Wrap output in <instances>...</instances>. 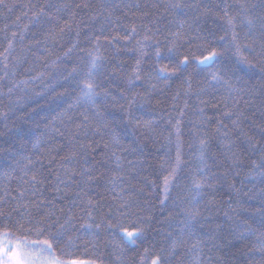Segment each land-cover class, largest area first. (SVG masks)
<instances>
[{
  "label": "snow or ice",
  "instance_id": "obj_1",
  "mask_svg": "<svg viewBox=\"0 0 264 264\" xmlns=\"http://www.w3.org/2000/svg\"><path fill=\"white\" fill-rule=\"evenodd\" d=\"M23 7L31 11V16L28 11H23L16 16L15 31L9 35L8 25L2 30L6 44L0 51V71L3 72L0 81H10L12 86L8 92L11 93L16 84L43 78L50 68H55L57 85L63 91L56 93L55 87L50 90L54 97L63 98L61 103L66 101L67 107L45 124L46 133L35 135L30 141L23 138L18 141L21 148L30 142L32 148L37 149L35 160L31 156L17 159L18 151L10 153L13 161L7 165L10 170L0 173L17 182L16 188H0L4 193L0 195V264H85L75 259H58L55 249L63 244L61 253L72 256L70 249L77 240L99 237L101 231L112 245V255L116 258L113 264H123L122 258L127 251L136 252L141 247L143 252L138 253L139 264H174L184 247L192 254L189 264H204L202 244L206 241L198 234L197 226L202 227L201 217L205 211L211 210L214 203L206 197L215 191L218 182L227 178L228 171H213L214 168L219 169L220 164L210 155L212 144L207 131L210 118L205 116L204 107L211 100L203 97L217 99L220 89H224L228 96L217 99V105L223 103V116L231 121V126L219 119L216 121L217 151L228 164L229 171L240 169L243 164L234 150L236 144L231 137L235 132L243 137L246 147L241 151L256 173L249 182L259 179L262 185L258 193L261 200L258 213L259 226L264 228V124L258 126V139L249 135L241 127L248 117L233 110L239 101L231 107L228 103L233 93L259 92L264 97V18L260 20L258 33L253 30V21L247 20V30L242 38L237 30V17L229 14L228 5L224 6L223 15L218 17L224 23L217 30L207 29L205 35L199 34L205 31L199 28V22L209 15L211 9L207 5L184 0H161L160 4L152 5L162 7L172 15L173 19L164 29H153L149 24L136 23L135 20L130 24L121 23L130 13L136 17L133 8L140 9L139 4L133 5L125 0H100L98 5L89 0H73L71 3L65 0L52 3L49 0L45 4L33 3ZM0 8L12 11L5 0H0ZM96 8L99 11H94ZM83 9L93 11L88 19L100 20L99 26L85 22L77 11ZM189 11L192 13L191 22ZM22 18H27L28 22L21 27L19 22ZM173 26L175 31H172ZM118 27H123L124 31H119ZM193 31L197 34L193 35ZM218 31L223 35H218ZM29 32L32 40L25 44ZM67 40L71 42L65 47ZM17 45L22 55L15 54ZM57 46L61 49L58 54L54 51ZM122 52L133 54L130 70L125 69L126 60L116 59ZM74 53L78 54L74 56ZM54 54L56 58L51 60ZM114 60L116 62L112 63ZM257 67L262 74L261 83L259 87H249L244 76ZM20 68L24 69L29 80H15ZM38 68L41 70L36 71ZM34 71L36 76L31 75ZM240 73L243 75H238ZM194 76L202 77L203 86L196 90L192 88ZM177 81L179 86L172 93V86ZM238 84L243 87H237ZM193 97L196 119L191 121L188 147L195 149V163L184 159L180 130ZM165 103L172 111L164 124L151 115H137L140 110L151 113ZM261 116L264 117V108ZM57 120L61 127L55 125ZM120 125L140 133L143 142L156 143L159 136H163L168 145L175 143V157L171 156L169 147L160 164L166 173L162 176V183L148 193L153 200H158L162 215L167 211V216L157 220V223L166 225L163 242L157 245L153 240L152 247L146 246L145 241L155 219L150 211L153 205L147 197L140 199L144 188L132 183L137 177L145 181L147 177L142 176V164L127 160L124 155L135 153L140 145H125L116 132ZM165 125H171L167 135H164ZM57 137L61 139L60 143H56ZM65 147L67 152L61 155ZM98 151L100 158L96 156ZM45 159L49 165L46 170ZM53 164L58 166L53 169ZM181 172L185 174L181 176ZM236 175L240 172L236 171ZM181 179L185 181L183 185L178 184ZM177 187L181 188V193L173 197ZM230 187L235 189L234 184ZM101 188L111 194V202L105 203L102 195L100 199L92 195ZM46 190L52 193L51 198L46 195ZM69 197L71 203L66 207H58L55 203L57 200L68 201ZM145 212L148 215L145 216ZM249 219L255 222V214ZM16 233L20 235L16 236L15 242L2 239ZM32 235L37 239L28 238ZM253 235L255 232L247 221L243 230L241 224L236 223L224 236L207 237L212 241L209 251L220 250L232 239L247 241ZM65 237H68L67 241ZM249 251L259 253L260 257L258 261L250 259L249 264H264V232ZM208 260L211 261V257ZM131 264H137L135 258ZM216 264L224 262L217 258Z\"/></svg>",
  "mask_w": 264,
  "mask_h": 264
},
{
  "label": "trees",
  "instance_id": "obj_2",
  "mask_svg": "<svg viewBox=\"0 0 264 264\" xmlns=\"http://www.w3.org/2000/svg\"><path fill=\"white\" fill-rule=\"evenodd\" d=\"M49 0H5V3L12 7V11L9 12L7 8H0V51H3V47L6 42L3 41V35L5 25H8V33L11 34L12 31H15L14 22L16 16L21 15L23 11H28L24 8V5H30L33 3L45 4ZM52 3H59L62 0H50ZM65 2H73V0H65ZM75 2H81V0H75ZM89 2L94 5H98L100 0H89ZM125 2L131 3L133 5L139 4L140 9H132L136 13V17H133L131 13L129 16L121 23H131L135 20L136 23H145L149 24L153 29L160 27L164 29L168 26V22L173 19L172 15L169 12H166L162 7H152L154 4H160L161 0H125ZM186 3H198L201 6L207 5L211 12L206 17H203L199 22V28L204 29L205 31L199 32L200 35H205L207 29L213 28L217 30L224 22L218 17L223 15V9L225 5H228L229 14L236 16L237 30L241 33L243 38V32L247 30L246 21H253V30L258 33L260 26L261 18H264V0H184ZM242 5V7H241ZM79 15L83 17L87 24H92L99 26L100 20H89L88 17L93 14V11L87 9L77 10ZM94 11H99L98 8ZM147 12L148 15L144 16L143 13ZM29 16H31V11H28ZM120 13L118 12L117 15ZM192 13L188 12L189 22ZM139 17L140 19H137ZM183 18V17H181ZM102 19V17H101ZM27 18H22L19 22L22 27L23 24L27 23ZM153 22V23H150ZM195 28V26H194ZM119 31H124L123 27H118ZM175 27H172V31H175ZM193 35H196L197 32L193 31ZM218 35H223L222 31H218ZM28 39L25 40V44H28L32 40V33L29 32L26 34ZM43 39V37H40ZM161 39L163 37L161 36ZM70 40H67L65 47ZM83 46V45H82ZM58 54L61 49L59 46L54 50ZM16 55H22L20 51V46L17 45ZM74 53L73 55H77ZM55 54L50 57L51 60H55ZM117 60L123 59L127 61L125 65L126 70H130V67L133 60V54L129 52H122L116 58ZM114 60L112 63H115ZM70 66V62H68ZM30 65H25L29 67ZM111 69L112 65H108ZM37 69L36 71H40ZM36 71L32 72V76H36ZM57 69L50 68L48 72L45 73L43 78H37L35 80H29V77L24 73V69L20 68L17 71L15 80L24 81L29 80L27 84L19 83L13 87L11 93L8 92V88L11 87V83L8 79L0 81V173L8 171L7 165L13 163L10 157V153L19 152L17 159L21 156L27 157L31 156L35 160L37 149L32 148V144L26 143V146L21 148L19 140L23 138L25 141H30L35 135H40L41 133H46L48 129L45 128V124L52 119V116L57 112H60L63 108L67 107V102L61 103L63 98L54 97L50 88L55 87V92L60 93L63 91L61 87L57 85ZM3 75V72L0 71V76ZM238 75H243L240 73ZM261 73L260 69L257 67L254 71L249 72L248 75L244 76V80L247 81L248 86L256 85L259 87L261 83ZM248 76H251V79H248ZM47 86V87H46ZM179 86V82H175L172 86L171 92L174 93L176 88ZM198 86H203L202 77L194 76L192 81V88L196 90ZM237 87H243L242 84H238ZM113 91H115V86L113 85ZM40 95H37V94ZM228 93L224 89H220L217 99L222 97H227ZM203 99L211 100L206 107H204L205 116L210 118V123L207 127L209 136L211 137L212 144V153L210 155L215 157L217 163L220 164L219 169L214 168L213 171L225 172L228 171L227 178L221 180L217 183L216 189L214 192L210 193L206 199L213 200V206L210 211H205L201 217V224L197 226L198 234L206 241L202 244L203 247V256L201 259L204 261V264H216L217 258H220L224 264H249V260H259V253H251L249 249L256 245L257 237L264 232V228L259 226V213L258 209L261 207V200L258 193L262 185L259 183V179L254 182H249L252 176L256 173L252 170L250 166V161H248L247 156L241 151L243 147H246L244 144L243 137L239 132L232 134V140L236 144L234 149L241 158L243 167L236 170L229 171V166L224 162L223 156L219 149V141L216 135L214 134V129L216 127V121L219 119L222 123L231 126V121L223 116V103L217 105V99H211L210 97H203ZM236 101H239L234 111L242 112L248 119L244 120L241 127L249 135H254L257 139L259 138V127L264 124V117L261 116V109L264 108V97H262L259 92L254 94H243V93H233L232 97L228 100L229 106ZM247 101V103H246ZM196 101L193 97L189 101V107L186 110V114L182 119L180 125V130L182 133L183 144V154L185 160H190L195 163V149L192 150L188 147V141L191 140L189 135V130L192 128L191 121L196 119L194 115V107ZM59 105V107H58ZM216 105V106H214ZM55 109V111H53ZM110 112H115L114 109H109ZM172 110L169 108L168 103H165L161 108H156L152 110L151 113L146 112L145 110H140L137 112V115H151L153 118L160 120L162 124L168 119V113ZM119 115L118 113H116ZM255 114V115H253ZM176 114L173 113V116ZM46 117L47 119H42ZM235 118V117H233ZM38 122V124H37ZM175 120L173 119V123ZM57 127H61L59 120L55 122ZM49 127H52L49 125ZM171 128V125H165L164 135H167V131ZM203 130V129H202ZM116 132L120 135L122 142L125 145L135 146L139 144L140 147L135 153H124L127 160L134 162H139L143 166L142 176L147 177V181L137 177L136 180H133V184H138V186L144 188V193L141 195L140 199L143 200L147 197L151 200L153 207L150 209L155 219L152 221L151 227L147 233V240L145 241L146 246L152 247L153 240L157 242V245L163 242V233L166 231V225H161L157 223V220L163 219V216H167V211L161 214L158 200H153L152 197L148 196V193L153 190L155 185L162 183V176L164 173L160 164L162 158H164L165 153L168 151L169 147L171 148V156L175 157V143L168 145L167 141L163 136H159V139L156 143L151 141L143 142L144 138L138 132H133L131 127H125L120 125L116 128ZM98 139V138H97ZM175 138L173 137V140ZM61 139L56 138V143H60ZM66 143V141H64ZM103 146L101 145V148ZM65 147L64 151L61 152V155H64L67 152ZM97 158H100V152L96 153ZM26 162V161H24ZM44 169L46 170L49 165L47 160H43ZM58 164H53L51 167L55 169ZM139 166V164H138ZM39 167V165H38ZM100 171H103L102 168H99ZM187 170L185 169V172ZM236 171L240 172V175H236ZM185 172H181L180 175L183 176ZM51 179V177H50ZM148 181L155 182L154 184L148 183ZM243 181V183H241ZM184 180L178 181L179 185H183ZM234 184L235 189L231 188L230 185ZM17 182L13 179H8L0 175V188L4 186H10L11 188H16ZM95 187V186H93ZM127 187V185H125ZM47 188V186H46ZM178 193H181V188L177 187L173 191V197H176ZM252 198L249 199V195ZM4 193L0 191V195ZM46 195L51 198L52 193L46 190ZM96 199H100L101 195L104 198V202H111V194L103 191V189H96L92 193ZM231 197V200H230ZM241 203H237V202ZM58 207H66L67 203H71V197L68 201L57 200L55 201ZM107 211V207L104 209ZM239 213V215H237ZM253 214H255V222L252 219H249ZM144 215H148L147 212ZM247 221V224L250 226L251 230L255 232V235L250 236L247 241L241 242L239 240L232 239L230 244L222 247L220 250L209 251V248L212 246V241L207 239L208 236L221 237L228 233L229 228L234 227L236 223L241 224L242 230L244 222ZM207 234V235H206ZM19 233H16L14 236L10 237L16 239V236H19ZM82 235V234H80ZM31 240L37 239L35 235L28 237ZM68 237H65L67 241ZM219 241H217L218 243ZM64 248V245H60L59 248L55 249L56 256L58 259L69 260L75 259L78 261L84 262H94V264H113L115 261V256L112 255L113 248L108 241V236L101 231L99 237L90 238L88 241L77 240L75 246L70 249L72 256L62 254L60 249ZM68 249H65L67 252ZM143 252V247L139 248L136 252L127 251L124 255L123 264H131L132 259L135 258L137 264H139V255L138 253ZM192 254L187 251V247L182 248L178 253V260L174 264H189ZM208 257H211V261L208 260ZM119 264V262H117Z\"/></svg>",
  "mask_w": 264,
  "mask_h": 264
},
{
  "label": "rangeland",
  "instance_id": "obj_3",
  "mask_svg": "<svg viewBox=\"0 0 264 264\" xmlns=\"http://www.w3.org/2000/svg\"><path fill=\"white\" fill-rule=\"evenodd\" d=\"M2 239L7 240V239H12V238H10V237H4V238H2ZM12 240H13V242H15L16 239H12ZM85 264H88V262H85Z\"/></svg>",
  "mask_w": 264,
  "mask_h": 264
}]
</instances>
